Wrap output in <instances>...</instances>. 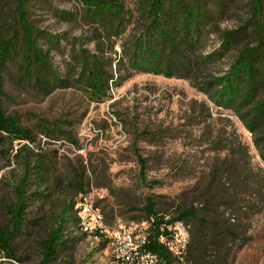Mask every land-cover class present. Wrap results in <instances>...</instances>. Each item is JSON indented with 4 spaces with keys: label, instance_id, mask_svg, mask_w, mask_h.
Returning a JSON list of instances; mask_svg holds the SVG:
<instances>
[{
    "label": "rangeland",
    "instance_id": "374dc122",
    "mask_svg": "<svg viewBox=\"0 0 264 264\" xmlns=\"http://www.w3.org/2000/svg\"><path fill=\"white\" fill-rule=\"evenodd\" d=\"M120 1L123 4L120 26L113 28L85 17L82 0L30 2L35 25L60 36V46L51 48V56L61 76H67V62H72L71 56L82 48L85 53L101 56L105 70L119 84L109 82L108 97L98 101L73 86L54 88L44 95L34 86L15 81L13 74L5 75L2 107L7 115L18 117L21 126L32 130L34 141L20 143L7 137L0 145V225L9 221L7 209L15 201V185L24 173L13 159L24 143L32 155L40 149L46 153L54 175L72 167L81 169L85 164L90 184L83 194L74 195L64 184L53 187L49 198L31 197L20 233L13 241L14 258L0 257V264L38 263L41 260L38 242L54 227L65 203H73V213L80 195L92 193L112 234L123 233L120 225H113L117 218L127 226L139 224V231H146L147 223L140 224L143 220L139 219L147 197L158 201L161 207L194 185L211 161L238 158L230 156L232 146L244 145L252 167L264 169L253 133L234 111L219 106L200 89L201 83L228 71L238 49L253 43L252 0H224L226 7L221 13L214 10L218 5L212 6L213 1H209L213 15L190 57L220 49L226 32L241 33L218 58L197 71L191 70L190 78L130 68L127 60L135 41L147 39L144 20L137 11L143 2ZM64 12L72 13L71 19L60 16ZM52 124L58 125L66 138L49 139L43 127ZM45 188L42 185L39 190ZM36 190L34 185L27 187L28 193ZM171 230L173 238L166 241L173 254L178 255L175 249L188 243L189 232L180 222ZM248 234L247 244L240 245L238 241L234 245L231 264H264V214L251 219ZM106 239L83 234L66 222L61 235L65 248L48 264H118L113 257L114 247ZM105 241V246H101ZM179 260L174 264H182ZM146 263L151 264L143 260L142 264Z\"/></svg>",
    "mask_w": 264,
    "mask_h": 264
},
{
    "label": "trees",
    "instance_id": "16d2710c",
    "mask_svg": "<svg viewBox=\"0 0 264 264\" xmlns=\"http://www.w3.org/2000/svg\"><path fill=\"white\" fill-rule=\"evenodd\" d=\"M31 1L0 0V145L7 137L20 143L34 141L32 130L21 126L18 117L7 115L2 107L5 75L13 74L15 81L34 86L44 95L54 88L73 86L98 101L108 97L109 82L119 84L105 70L101 56L85 53L82 48L71 56L72 62H67V76H61L51 56V48L60 46V36L55 37L35 25L29 10ZM209 1L142 0L137 11L144 20L147 39L135 41L127 60L130 68L136 72L190 78L191 70L197 71L218 58L241 31L226 32L218 50L194 55L193 58L189 55L195 52L203 29L213 15L212 6L218 5L214 9L218 13L226 7L224 0H212L211 7ZM82 3L84 16L90 21L110 28L120 26L118 19L123 9L120 0H82ZM252 10L253 43H246L238 49L228 71L201 83L200 89L219 106L231 109L241 118L253 133L255 146L264 162L263 0H252ZM71 15L64 12L60 16L71 19ZM46 44L50 47L45 48ZM43 133L53 140L66 138L56 124L44 126ZM31 153L32 150L24 143L13 156L24 173L15 185V201L7 209L9 221L0 225V257L14 258L13 241L20 233L24 210L31 197L49 198L53 187L60 188L64 184L74 195L83 194L90 184L85 164L81 169L72 167L54 175L46 153L41 149L36 154ZM231 155L239 157L211 161L206 173L194 185L180 191L161 207L152 197L145 199L143 216L139 219L143 220L141 223H147L144 249L156 257L158 264H174L179 257H182L179 260L182 264H231L236 242L239 241L240 245L248 243L251 219L264 214V169L252 167L247 149L240 143L230 148ZM140 163L142 167L146 166L143 160ZM31 174L33 178H30ZM30 185L38 190L28 193ZM42 185H46L44 191L39 190ZM76 204L73 213L72 202L62 206L54 227L38 242L41 260L36 264L56 260L65 248L66 242L61 240L64 223L71 222L80 230ZM177 222L187 227L189 241L180 254L174 255L160 237L173 238L169 228ZM83 234L105 237L98 231ZM106 240L109 241L108 238Z\"/></svg>",
    "mask_w": 264,
    "mask_h": 264
},
{
    "label": "built area",
    "instance_id": "2783aa9c",
    "mask_svg": "<svg viewBox=\"0 0 264 264\" xmlns=\"http://www.w3.org/2000/svg\"><path fill=\"white\" fill-rule=\"evenodd\" d=\"M78 206L81 207L82 218L86 221V226L104 234L109 239L114 247L113 257L118 260V263L142 264L143 260L151 259L144 252L148 233L147 231H139V224L127 226L122 219L117 218L113 225L123 226V233L112 234L111 227L104 224L103 214L96 205L92 193L81 195L78 199ZM171 228L169 229L171 230ZM184 248L181 246V248L175 249L176 254H180Z\"/></svg>",
    "mask_w": 264,
    "mask_h": 264
},
{
    "label": "bare ground",
    "instance_id": "6f19581e",
    "mask_svg": "<svg viewBox=\"0 0 264 264\" xmlns=\"http://www.w3.org/2000/svg\"><path fill=\"white\" fill-rule=\"evenodd\" d=\"M76 217L79 219V227H80V231H82V233H83V232H84V233H91L92 231H95V230H93L92 228H89V227L86 226V221L83 220V218H82L81 207L78 206V204H77V206H76ZM120 228L123 229V226L120 225ZM139 228H140V227H139ZM141 228H142V227H141ZM116 229H117V228H116ZM116 229H115V230H116ZM166 238H167V237H165V235H164V236L162 235V236L160 237V241H161L162 243H164L165 245H167L168 248H169L170 250H172V248L169 246L168 242L166 241ZM170 243H171V242H170ZM144 252L147 253V256L151 258L150 260H146V261L150 262L151 264H158V261H157L156 257H155L153 254H151L150 252H148V250L145 251V249H144ZM172 252H173V251H172ZM116 260H117V259H116ZM117 261H118V260H117ZM144 263H145V262H144ZM118 264H119V263H118ZM123 264H124V263H123ZM146 264H147V263H146Z\"/></svg>",
    "mask_w": 264,
    "mask_h": 264
}]
</instances>
